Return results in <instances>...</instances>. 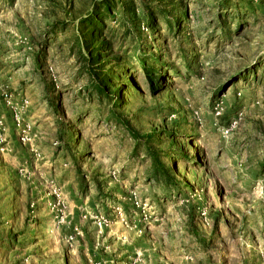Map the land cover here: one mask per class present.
Returning <instances> with one entry per match:
<instances>
[{"label": "rangeland", "instance_id": "1", "mask_svg": "<svg viewBox=\"0 0 264 264\" xmlns=\"http://www.w3.org/2000/svg\"><path fill=\"white\" fill-rule=\"evenodd\" d=\"M0 122V264H264V0H0Z\"/></svg>", "mask_w": 264, "mask_h": 264}, {"label": "trees", "instance_id": "2", "mask_svg": "<svg viewBox=\"0 0 264 264\" xmlns=\"http://www.w3.org/2000/svg\"><path fill=\"white\" fill-rule=\"evenodd\" d=\"M103 9H105L106 12L110 11L107 5L103 6ZM93 19L97 20V18L95 16H93ZM96 22H99V20L95 21V23ZM87 23H88V27H89L88 28L89 29L88 30V32H89L88 36L91 39L89 41H93L94 42L95 41L94 34L97 33V30H96V26L97 25L95 23H93V22H90L89 20H87ZM96 59H99V58H96ZM147 70H148V72H151V68H147ZM146 77L150 80L149 82L151 83V80H153V77L151 75L147 74V72H146ZM96 82L100 83L99 84L100 86L97 85L94 88V92L96 93V95L98 97H102V96L103 97L106 96L107 98L112 97V94L108 93V88H107L108 80L103 78V79H97ZM125 129H127V132L129 133L130 137L133 139V141L135 143V146L136 147L139 146L140 145L139 144V141H140L139 137H137L136 134L134 132H132L130 129H128V128H125ZM146 155H147L148 159L151 160V163L153 164L152 169H153L154 175L157 176V177L160 174L164 176V174L166 172L163 169V167L160 166V164L158 162V159H157V156L154 155L153 153H151L149 150H147Z\"/></svg>", "mask_w": 264, "mask_h": 264}, {"label": "built area", "instance_id": "3", "mask_svg": "<svg viewBox=\"0 0 264 264\" xmlns=\"http://www.w3.org/2000/svg\"><path fill=\"white\" fill-rule=\"evenodd\" d=\"M18 120H16V126L18 127ZM2 124H1V122H0V148H1V146H2V144H3V137H2ZM20 135H19V140H20V142H25L26 141V134L24 133V131L23 130H20V133H19Z\"/></svg>", "mask_w": 264, "mask_h": 264}]
</instances>
